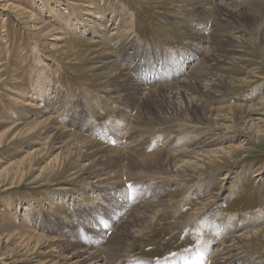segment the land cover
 <instances>
[{
  "label": "rangeland",
  "instance_id": "374dc122",
  "mask_svg": "<svg viewBox=\"0 0 264 264\" xmlns=\"http://www.w3.org/2000/svg\"><path fill=\"white\" fill-rule=\"evenodd\" d=\"M193 2L0 1V264H71L64 246L84 252L78 264H264V0H206L209 10L198 17ZM221 4L252 10L242 19L229 16L227 25L216 19L214 7ZM112 23L130 55L118 52ZM100 24L107 35L92 31ZM214 46L228 60L230 49L241 57L218 72L221 92L204 96L198 115L161 107L159 91L181 87L188 104L203 96L207 82L220 80L201 76L196 83ZM109 72L124 84L137 80L139 91H124L117 78L107 85ZM235 105L243 106L231 110L238 125L224 128L223 136L214 124L217 110L228 115ZM47 117L50 124L38 126ZM56 126L98 143L65 170H52L39 150ZM187 147L225 154L189 172L151 162ZM98 152L102 165L110 156L118 163L113 191L73 175L76 166L89 164L82 156Z\"/></svg>",
  "mask_w": 264,
  "mask_h": 264
},
{
  "label": "bare ground",
  "instance_id": "6f19581e",
  "mask_svg": "<svg viewBox=\"0 0 264 264\" xmlns=\"http://www.w3.org/2000/svg\"><path fill=\"white\" fill-rule=\"evenodd\" d=\"M0 1H2V0H0ZM194 1V2H193ZM192 2H193V10L195 11V10H197L198 11V14L196 15L197 17L199 16V15H203V13L205 12V10H209V8H208V6H207V3H206V0H192ZM208 2V1H207ZM245 7H242V4H241V7L239 8V9H233V10H231V9H228V8H225L222 4L221 5H219V6H216V7H214V11H215V13L217 14V21L218 22H227V25H228V22H229V16H231L232 18H238V19H242V18H244L246 15H248V12L249 11H251L252 10V8L251 7H248L247 5H244ZM100 10V9H99ZM104 14H106V12H105V10L104 11H102ZM115 12V11H114ZM97 14H99V13H97ZM86 15V14H85ZM103 15V14H102ZM82 17V16H81ZM104 19H105V17L104 16H102ZM231 18V19H232ZM94 19L95 20H102V18L101 17H94ZM230 19V20H231ZM101 22H103V20L101 21ZM94 23H96V22H94ZM231 23H233V22H231ZM99 24V23H98ZM219 24V23H218ZM223 24V23H222ZM108 26V25H107ZM113 26V27H112ZM91 27V26H90ZM99 29H95V30H92V31H94V32H96V34H98V35H100L99 33H101V35L102 36H105V35H107L108 33V30L107 29H105V28H103V26H102V24H100L99 25ZM260 27V26H259ZM110 28H111V30H110V33H111V35H112V37L113 38H115V40H116V45H118V49H119V51L118 52H120V54H124V55H122V57H125V56H127V55H130V54H128V53H125V51H126V49H127V45H124L123 44V42L121 41V37H122V31L118 28V25H117V23L116 24H114V23H112V25L110 26ZM235 28V27H234ZM237 28V27H236ZM91 30V29H90ZM232 30H234V29H232ZM235 31V30H234ZM236 33V32H235ZM238 34V33H237ZM240 35V34H239ZM193 36V35H192ZM226 36V35H225ZM229 36V35H228ZM233 37H234V35H232ZM232 36H230L229 38H232ZM199 37V36H198ZM202 37V36H201ZM215 37H217V35H215L214 36V38ZM240 37V36H239ZM235 38V37H234ZM234 38H233V40H234ZM223 39H224V36H223ZM236 39V38H235ZM263 39H264V37H263ZM132 39H129L128 40V43L130 42V43H132V41H131ZM218 40V39H217ZM222 40V39H221ZM228 40V39H227ZM231 40V39H230ZM262 41H264V40H262ZM215 42H217V41H215ZM241 42H242V40H241ZM214 43V42H213ZM234 44H236L235 42H234ZM239 44V43H238ZM219 45V48H221L220 47V44H218ZM232 45V44H231ZM217 46V45H216ZM215 47V46H214ZM233 48V47H232ZM128 50H134V48L133 47H130V48H128ZM224 50V49H223ZM209 51V50H208ZM223 52V51H222ZM225 52V51H224ZM111 53V52H110ZM220 51L219 50H217L216 49V47L214 48V49H210V51L208 52V54H207V56H206V59H205V68H204V70H203V72H201L202 74L198 77V79L196 80V83H198V84H200L199 82V80H200V78H201V76H203V78L204 77H210L211 78V80H213L214 78H219L220 80H215L216 82H211L210 84L208 83H206L205 84V87H204V93H202L203 94V96H201V98H199L197 101H193V103H188V104H186V102H185V99H187L188 97H186L188 94H186V92H184L183 91V89L181 88V87H175L174 89H172V90H167V91H164V92H158V90H157V92H158V94H159V96L158 97H156V99H157V101H159V105L161 104V107H165V108H167V110H171V111H173L174 113H180V114H188V113H197V115H198V113L200 112V111H202V108H203V101L204 102H207V100L205 99V98H203L204 96L205 97H207V98H213L214 97V95L217 93H220L221 91V89H222V87H223V85L225 84L224 83V81L223 80H221L222 79V76H220V75H217V74H219L218 72H223L224 71V69H226V66H225V64H228V65H230V62H232L231 61V59L233 58V57H235V58H241V57H237V53H240L239 51L237 52V50H235V49H230L227 53H229V55H230V57H232L230 60H228V57L226 58L225 56H221L220 55ZM112 54V53H111ZM135 54H137V53H135ZM134 54V55H135ZM225 54H226V52H225ZM232 54H234L233 56H232ZM104 55V54H103ZM106 55V54H105ZM134 55L132 54L131 56H133L134 57ZM226 59H225V58ZM131 58V57H130ZM105 59V58H104ZM204 60V59H203ZM115 61V60H114ZM107 62V64L108 65H110V63H113L112 61H106ZM105 65V64H104ZM106 70H108V67L106 66V68H105ZM119 70V69H118ZM115 71V70H114ZM114 71H112V72H114ZM117 71V70H116ZM111 72V71H110ZM109 72V74H108V76H106V81L105 82H107V85L109 84V83H111V82H113V79L114 78H117V82L120 84L121 83V87H122V89L124 90V91H130V90H132V91H135V93L136 92H138L139 91V89H138V81L136 80L135 82L133 81V82H128L129 84H124L123 82H125L124 80H122L121 79V77L117 74V73H115V74H112V73H110ZM122 72V71H121ZM124 75V74H123ZM196 79V78H195ZM195 79H193V81L195 80ZM192 80V79H191ZM116 80H114V82H115ZM209 81V80H208ZM114 82H113V84H114ZM218 82V83H217ZM196 83H195V85H196ZM116 84V83H115ZM114 84V85H115ZM194 84V83H193ZM110 85V84H109ZM207 85V86H206ZM106 86V85H105ZM120 86V85H119ZM138 86V87H137ZM200 86V85H199ZM185 87V86H184ZM190 88H191V91H193V92H196L197 91V89L198 88H196V86L194 87V86H189ZM193 87V88H192ZM198 87V86H197ZM38 91H42V87L41 86H39L38 88ZM121 89V88H120ZM161 89V88H160ZM159 89V90H160ZM50 90V89H49ZM105 90H107V89H105ZM118 90V89H117ZM162 90V89H161ZM115 91V90H114ZM199 91V90H198ZM197 91V92H198ZM47 92V91H46ZM108 92V91H107ZM112 92V91H111ZM154 92V91H153ZM196 92V93H197ZM118 93V92H117ZM122 93H123V91H122ZM125 93V92H124ZM127 93L128 92H126V96H127ZM200 93V92H199ZM116 94V93H115ZM150 94H151V92H150ZM157 94V93H156ZM205 94V95H204ZM49 97H48V99H47V103H52L51 104V106L48 108V109H51L52 111H54V107L56 106L55 105V103H54V101L52 102L51 101V99H50V97L52 96V93H49ZM113 96H114V92H113V94H112ZM136 95V94H135ZM145 95L146 96H148L146 93H145ZM110 96H111V94H110ZM117 96V95H116ZM157 96V95H156ZM213 96V97H212ZM107 97H108V95H107ZM131 97V96H130ZM133 97V96H132ZM141 97H143V96H141ZM190 97H191V95H190ZM189 97V98H190ZM119 98H121V97H119ZM146 98V97H145ZM128 99V98H127ZM135 99V98H134ZM144 99V98H143ZM184 100V101H183ZM217 100V99H216ZM126 102V101H125ZM140 102H142V100H140ZM144 102H145V100H144ZM147 102V101H146ZM145 102V103H146ZM31 103V102H30ZM138 103V102H137ZM143 103V102H142ZM141 103V104H142ZM185 103V104H184ZM32 104V103H31ZM30 104V105H31ZM135 104V103H134ZM147 104V103H146ZM28 105V104H27ZM34 105V104H33ZM32 105V106H33ZM37 104H35L34 105V107H37L36 106ZM163 105V106H162ZM26 106V105H25ZM144 106V105H143ZM33 107V108H34ZM47 107V106H46ZM134 107H135V105H134ZM133 107V108H134ZM146 107H147V105H146ZM151 107V106H150ZM159 107V106H158ZM163 107V108H164ZM41 108V106H38V109H40ZM142 108V107H141ZM236 108H239V109H241V108H243V106L242 105H235L234 107H232L231 109H229L228 110V115L227 114H220V112H218V110H217V119L220 121V122H216V123H214L215 124V127L218 129V132H221L222 134H223V136L224 135H226V132H225V129L224 128H226V127H229L230 128V126H233V128H235V126L236 125H238V124H236L237 123V121H236V113H234L233 111H231V110H233V109H236ZM253 108V107H252ZM31 109H32V107H31ZM144 109V108H143ZM152 109V108H151ZM225 110H226V108H224ZM249 109H250V107H249ZM248 109V110H249ZM154 110V109H153ZM159 110H160V108H159ZM162 110H165V109H162ZM220 111H221V109H220ZM227 111V110H226ZM44 113H45V115L46 114H50L51 112L50 111H43ZM43 112H42V114H43ZM143 112V111H142ZM146 112V111H145ZM144 112V113H145ZM221 112H223V110L221 111ZM56 113V112H55ZM156 113H158V112H156ZM162 113V112H161ZM227 113V112H226ZM143 114V113H142ZM148 114V113H147ZM147 114H143V115H147ZM165 114V113H164ZM201 114H205V113H201ZM44 115V116H45ZM142 115V116H143ZM150 115V114H149ZM148 115V116H149ZM162 116H163V114H161ZM167 115V114H166ZM193 115V114H192ZM44 116H39V119H41V118H43ZM147 116V117H148ZM157 116V115H156ZM125 117V116H124ZM151 117V116H150ZM165 117V116H164ZM183 117V116H182ZM141 118V117H140ZM45 119V118H44ZM44 119H42V121L41 122H37V124H38V126H41V127H46L48 124H50V122L52 121V117H47L45 120ZM151 119V118H150ZM209 119V118H208ZM212 120V119H211ZM221 121H227V123H230L231 125H227V123L226 124H221ZM91 123V122H90ZM36 124V123H35ZM61 124V123H60ZM137 124H139V123H137ZM140 125V124H139ZM50 126V125H49ZM62 126V125H61ZM36 127V126H35ZM57 127V126H56ZM38 128V127H37ZM61 128V127H60ZM66 128V127H65ZM22 129V128H21ZM47 129V128H46ZM36 130V129H35ZM44 130V129H43ZM27 131V130H26ZM37 131V130H36ZM52 131H56V132H53L52 134H51V136H49L48 137V139L49 140H47V142L45 143V144H43L45 147H44V149H42V150H39V155H44L45 157H46V159L48 160V162H47V165L49 166V167H51V169L52 170H55V168H57L56 170H58L59 168H61L62 167V169H66V165L70 162V160L72 159V158H74L75 156H76V154L77 153H79V152H81V153H83V150H86L88 147V145H90V143H93V145L94 144H96V143H98L97 141H95V140H78V139H76L75 137L73 138L72 136H70L69 134V132H70V130L67 128V129H59V127H57V128H50V130H48L47 131V133L48 134H50ZM215 131V130H214ZM29 132V131H28ZM46 132V131H45ZM225 132V133H224ZM214 133V132H213ZM15 136V135H14ZM220 136V135H219ZM3 136H1V138H2ZM78 137V136H77ZM3 139V138H2ZM224 139H225V137H224ZM221 140H223L222 138H221ZM197 141V140H196ZM0 143H2L1 142V140H0ZM195 143V142H194ZM188 145H190V144H188ZM196 145V144H195ZM201 145V144H200ZM193 146V145H192ZM192 146H189V147H192ZM202 146V145H201ZM158 147V146H157ZM189 147H187V149L186 150H182V151H179L178 153H173V154H169V153H165V157H163V159L164 160H160V158H158V157H156V156H154V157H151V158H155L156 157V159H151L152 161L151 162H153V163H155L156 165H157V163L159 162V161H163V163H162V165L165 163V167L167 168L166 169V171L167 170H169V171H174V172H178V171H184V170H194V169H198L199 167H201V162H203V161H205V160H209V159H215V158H217L218 157V155L219 154H225V150H223V149H217V150H204L203 148H199V149H196L195 150V148L193 149V150H191V151H189L188 150V148ZM198 147H200V146H198ZM173 151H178V149H176V150H173ZM157 152V151H156ZM155 152V153H156ZM34 153V152H33ZM154 153V154H155ZM38 154V153H37ZM36 154V155H37ZM153 154V155H154ZM157 154H159V152L157 153ZM100 155H101V153H96V154H91V155H86V156H82L81 157V159L83 160V163H86V162H89V164L87 165H83V166H76V169H75V171H74V173L75 174H73V175H75L76 177H78V178H80L81 180H83V181H88V182H90V185L92 184L93 185V187L95 188V187H98V188H100V187H107L106 189L108 190V188H109V186L111 187V186H114V185H116V183L118 184L119 183V178H118V176H119V173H117L114 169H116L117 167H118V163L113 159V157L112 156H110V158L106 161L108 164H104V165H102V163L101 162H99L103 157H100ZM151 156H152V154H151ZM162 156V155H161ZM164 156V155H163ZM129 157V156H128ZM126 158H127V156H126ZM140 158V157H139ZM141 158H143V157H141ZM146 158V157H145ZM162 158V157H161ZM147 159V158H146ZM145 159V160H146ZM31 160V159H30ZM139 160V159H138ZM143 160V159H142ZM142 160H141V162H142ZM216 160V159H215ZM137 162V161H136ZM135 162V163H136ZM146 162V161H145ZM208 162V161H207ZM139 163V162H138ZM137 163V164H138ZM147 163V162H146ZM145 163V164H146ZM201 163V164H200ZM121 164V163H120ZM142 164V163H141ZM200 164V165H199ZM117 165V167H115ZM149 165V164H148ZM147 165V166H148ZM47 166V167H48ZM95 167L97 170H99V171H101L102 172V174L100 175V174H97L93 169H92V167ZM138 166V165H137ZM122 167V166H121ZM134 167H136V166H134ZM159 167V166H158ZM204 167V166H203ZM144 168V167H143ZM153 168V167H152ZM157 168V167H156ZM155 168V169H156ZM161 168V167H160ZM163 168V167H162ZM46 169H48V168H46ZM50 169V170H51ZM119 169V168H118ZM136 169V168H135ZM157 169H159V168H157ZM44 170V169H43ZM121 170V169H120ZM131 170H132V168H131ZM130 170V171H131ZM134 170V169H133ZM132 170V172H134ZM138 170V169H137ZM149 170V169H148ZM159 170H161V169H159ZM6 171V170H5ZM119 171V170H118ZM151 171V170H150ZM155 171V170H154ZM158 171V170H157ZM165 171V170H164ZM120 172V171H119ZM131 172V173H132ZM189 172V171H188ZM159 173V172H158ZM169 173V172H168ZM148 174V173H147ZM165 174H166V172H165ZM179 174V173H178ZM7 177V176H6ZM104 177V178H103ZM115 178H117V180L115 179ZM93 180H95V181H93ZM136 180V179H135ZM87 184H89V183H87ZM120 184V183H119ZM119 186V185H118ZM113 189V188H112ZM112 189H109L108 190V192H110V191H113ZM97 194V193H96ZM109 195H112V194H109ZM67 197H68V195H67ZM105 197V196H104ZM74 199H76L75 198V196H73V198L72 199H69L68 201H74ZM64 199L63 200H61V202L62 203H64ZM121 214V213H120ZM124 221V220H123ZM122 222V221H121ZM123 223H125V221L123 222ZM131 223V222H130ZM122 225V224H121ZM126 225V224H125ZM135 226V225H134ZM122 228V227H121ZM120 228V229H121ZM123 228H124V226H123ZM119 229V230H120ZM117 231V230H116ZM264 231V230H263ZM118 232V231H117ZM120 232H122V231H120ZM119 232V233H120ZM133 232V231H132ZM256 232V231H255ZM258 233H261L260 231L258 232ZM258 233H253V234H250L251 236H253L252 238H254V239H256V238H258ZM121 234V233H120ZM128 234V233H127ZM264 233H262V235H263ZM246 235H248V234H246ZM260 235V234H259ZM122 237V236H121ZM235 237V236H234ZM243 237V236H242ZM246 237H248V236H246ZM41 238V237H40ZM43 238V237H42ZM123 238V237H122ZM236 238V237H235ZM239 238H241V236L239 237H237L236 238V240H238ZM53 239H55V238H53ZM57 239V238H56ZM243 239H244V237H243ZM46 242H48L49 244H51V243H55L56 241H54V240H48L47 239V241ZM58 242V241H57ZM118 242L120 243V241H119V239H118ZM38 243V242H37ZM40 243H42V241L40 242ZM224 245V244H223ZM65 248H63L64 250H63V252L64 251H67L66 253L67 254H69V255H71V257H67V262H72L71 264H78V263H80V262H76V260H78L79 259V257L77 256V254H82V253H84L83 251H80V250H76V249H72V247H69V248H71V249H69L68 247H66V246H64ZM86 247V246H85ZM77 248V247H76ZM23 250V249H22ZM92 249H90V248H86L84 251H91ZM220 250V249H219ZM223 253V252H222ZM65 253H63V255H61V258H64L65 257V255H64ZM94 264H100V259H98Z\"/></svg>",
  "mask_w": 264,
  "mask_h": 264
}]
</instances>
